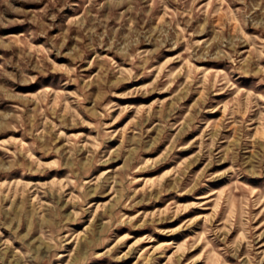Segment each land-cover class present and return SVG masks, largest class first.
<instances>
[{"label":"rangeland","instance_id":"1","mask_svg":"<svg viewBox=\"0 0 264 264\" xmlns=\"http://www.w3.org/2000/svg\"><path fill=\"white\" fill-rule=\"evenodd\" d=\"M0 264H264V0H0Z\"/></svg>","mask_w":264,"mask_h":264}]
</instances>
